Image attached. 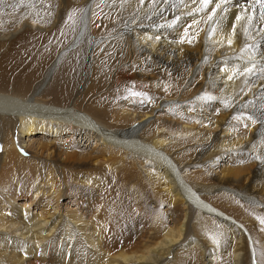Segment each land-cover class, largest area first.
Returning <instances> with one entry per match:
<instances>
[{
    "label": "bare ground",
    "instance_id": "bare-ground-1",
    "mask_svg": "<svg viewBox=\"0 0 264 264\" xmlns=\"http://www.w3.org/2000/svg\"><path fill=\"white\" fill-rule=\"evenodd\" d=\"M59 3L61 6L64 4L63 0H59ZM84 4L75 35L68 45L57 52L42 77L34 82L31 92L24 97L0 92V126L4 131L12 129V132L16 126L17 137L24 143L16 145V132H10V144L5 143L3 154L0 153V158H4L0 165V264H114L115 261L118 264H147L143 259L149 249L151 252L157 251L159 258H164V264H175L177 248H191L195 256L200 255L207 260L206 264L219 260L221 264H246L248 236L251 235L248 226L205 200L202 192L213 188L221 191L233 189L238 197H231L238 204L242 200L255 205L264 203V18L259 4L256 0H209L207 6L201 0H85ZM61 9L56 10L53 22L59 18ZM237 16L241 19L237 20ZM107 21H111V25ZM37 22L26 19L18 28L1 37L11 38L30 25L40 28ZM89 26L98 32L95 42L99 54L96 55L100 58L99 62L97 59L92 61L91 74L95 72L100 76L104 60L116 62L119 58H130L128 66L135 73L129 75L130 80L147 83L151 91L149 95L153 100L141 105L145 108L137 107L142 109H138L139 112L130 99L122 100L123 112L118 113L117 117H121V120L130 114L132 124L127 127L106 128L73 104L62 107L39 100L51 79L55 64L84 42ZM101 33L103 37H99ZM101 43L106 46L99 50ZM130 84H126L121 91L130 93ZM179 86L197 91L194 102L181 104L182 118L194 122L193 140L196 141L183 151L177 149V143L173 144L170 138L165 137L163 130L164 121L172 120L167 117V113L171 114L167 107L172 108L170 105L176 102L174 96L164 93ZM160 93H163V99L158 95ZM176 107L180 109V106ZM8 109L12 112L4 111ZM150 118L156 120L154 125L158 131L145 128L149 123L146 120ZM67 119L70 123L91 129L96 135L93 138L99 142L97 148L100 153L88 155L89 165L97 161H111L115 167H119L118 164H124L126 152L131 149L140 150L138 153L143 154L144 160L153 155L158 162L166 164L164 171L160 167L146 169L147 173L141 172V178L162 202L171 205V209L162 210L161 213L151 212L155 215L151 218L153 224L149 225L145 222L149 206L145 192L147 188L141 183L126 181L123 186L126 187L128 199H123L119 197L122 184L114 180L112 185L107 186L109 198L102 197L109 201L101 203L100 209H93L91 218H84L78 203L94 200L95 197L90 195L98 196L97 191L103 189L104 185L96 188L89 186L93 190H86L84 197L76 193L77 201L74 204L79 208L61 210V195L68 194V191L58 189L54 180L50 181L53 178L50 177L46 158L42 162L35 154L37 160L33 161L32 157L35 156L32 152L36 149L55 153L60 141L62 145L78 147L77 137L70 135L71 131L67 133L70 140L63 137L64 130L69 128L64 125ZM37 134L43 139L34 148L25 139L28 137L30 141ZM148 134L152 136L148 138ZM49 135L55 139L48 140ZM179 153L184 156L192 153L195 162L212 171L210 176L204 175L211 183L200 182L195 186L187 183L180 165L182 161L178 159ZM205 153L209 160H205ZM13 159L18 163L25 160L33 164L37 173L30 180L37 181L44 176L47 188L34 190V184L27 182L29 179L23 182L24 177L17 175L16 171H4L2 166ZM222 161L230 165H223ZM128 172L129 169L123 170L124 178ZM88 176L82 179L78 176V182H88L92 179ZM32 191L34 193H30ZM19 200L31 201L32 205L24 202L25 205L19 206ZM178 204L184 206L185 210L181 219L174 209ZM124 205L129 212L146 216L143 222L148 230L143 233V253L131 251L132 247L137 250L143 241L136 242V238H133L135 240L129 250L117 249L111 254L114 246L110 252L101 253L104 251L100 241L102 224L107 222L111 224L112 232L118 231L119 213ZM166 216H169V221H175V225L164 223L161 218ZM193 217H198L195 224L198 229H204L205 241L191 231L189 224ZM254 220L258 225L260 219L254 217ZM69 233L75 239L71 257L67 260L66 256L63 259V244L60 245V239L56 236L66 234L70 244ZM90 234H94L92 238ZM260 240L264 248L263 232L258 234L257 242L261 243ZM116 242L114 240V244ZM262 254L260 252L258 257L264 264ZM108 256L112 259H108ZM194 264L200 263L196 259Z\"/></svg>",
    "mask_w": 264,
    "mask_h": 264
},
{
    "label": "rangeland",
    "instance_id": "rangeland-1",
    "mask_svg": "<svg viewBox=\"0 0 264 264\" xmlns=\"http://www.w3.org/2000/svg\"><path fill=\"white\" fill-rule=\"evenodd\" d=\"M63 3L64 4H62L61 6L59 0H0V92L6 91L7 93H12L20 97H24L27 94H29L32 90L34 82H36L39 78L42 77V75L44 74L50 63L53 61L57 52L62 47L68 45L70 40L73 38L78 27L79 17L81 16L85 6L84 4L85 0H81V1L63 0ZM57 7L62 9L59 14V18L55 22H53L54 16L57 13L56 11L58 9ZM26 19L35 20L36 22L38 21L37 23L40 25L39 27L42 29L38 28V26L35 27L30 25L27 26L22 31L18 32L16 35H14L11 38L3 39V37H1L2 35H5L18 28L19 25L22 23V21ZM107 22L111 25V21H107ZM88 28L89 29L87 30L85 40L80 46L77 47L78 50L74 49L72 53L71 52L69 53L70 56L69 55L63 56L62 57L63 60L60 59V61L56 63L57 65L55 64V66L52 69L51 79L48 82L46 88L44 89L43 95L39 97V100L40 102H45L47 104H53L62 107H66L68 105L73 104L75 105L76 108L88 113L99 124H101L106 128L118 129V128L127 127L132 124L130 114L126 113L127 117H129L130 119L126 117L125 119L120 120L121 117H119V119L117 117L118 113L121 114L123 112L122 100H126L127 98L130 99L132 105L136 107L135 110L139 112V110L142 109L137 107H140L145 103L148 104L150 101L153 100V98H151L149 95L151 91L149 90L147 83H140L134 79L130 80L129 75L135 74L131 72L133 71V69L128 66V64L130 63L129 61L131 60L130 58L128 59L119 58L118 60H116V62L114 61L110 62L108 60H104V65L102 67L100 76H98L95 72L94 74H91V65L93 64L92 61H94V59H97L99 62L100 58L98 56L99 54L97 53L98 46L95 42L96 39L95 37H97L98 32H96L95 29L92 30L90 26ZM99 37H103V34L101 33ZM102 46H104L103 43H101V45L99 46V50H101L100 48H102ZM96 53L98 55H96ZM58 58L59 56H57L56 58L57 61ZM82 66L84 68H81ZM149 69L151 68L149 67ZM102 74L104 75L103 79H102ZM125 83L130 84V90H129L130 93H125L121 91L122 89L126 88ZM171 91L164 93V95L167 94L170 95V97L174 96L176 102L172 103L174 105H170L172 106V108L167 107L170 109L169 113H171V114L167 113V117L171 118L172 120L164 121L165 125L162 124L165 126L163 130L165 133V137L170 138L171 139L170 141H172L173 144L177 143L178 144L177 149L183 151V148L192 146L193 142L196 143V141L193 140L194 130L192 125L194 122L182 118L184 116V113L181 110V104H190L194 102L195 98L197 97L196 95L197 91L195 89L189 90V88H185L184 86L182 87L179 86L177 87L176 90L171 89ZM146 94H148L149 97ZM158 95H161L162 99L164 98L163 93H160ZM93 103H95L96 105H94ZM175 106H180V109L179 107L175 108ZM141 107L145 108V106H141ZM184 108L186 109L188 107H184ZM0 111H2V109H0ZM4 111L12 112L11 109ZM161 113H163V111ZM187 113L190 114L192 113V111H188ZM179 115L180 117H178ZM148 121L149 123L146 124L145 128L146 129L150 128V130H153L154 132L158 131V127L154 125L156 120L150 118L146 120V122ZM182 121L187 122L188 125H186V123ZM66 122L67 123H64V125L68 126L69 130L67 128L66 131L64 130L65 134L63 137L64 138L66 137L65 139L70 140L69 136L74 134L77 137L78 147L73 148V146L70 147V146H66L65 144L62 145V141H60L56 145V150H55L56 154L51 151L47 152L45 150L43 152L41 150L38 151L36 149H33L32 152L33 153L32 155L35 156L36 154V156L40 157L42 162L46 158L45 162H47L48 165L47 168L51 172L50 177L53 178L50 181L53 182L54 180L56 186L58 185L57 186L58 189L62 191L64 190V192L68 191V194L64 193L61 195L62 196L60 200L61 210L62 209L65 210V208H68L70 210L79 208L77 205L74 204L77 198V196H75L76 193L84 197L85 193H87L86 190H93L91 188H88L89 186L93 187L94 185V187L96 188V186L98 187L99 185L101 186L104 185L102 187L103 189L97 191L98 196L97 194L90 195V197L93 198L95 197L94 200L90 199L88 201L90 203L86 201L83 204L81 203V201H79L80 199L78 200L79 201L78 204L80 205L79 210L80 212L82 211L81 214L84 216V218L89 219L92 216L91 214L93 212V209L95 208L100 209L99 207L100 204L106 202L107 199L105 198H109L107 196L109 195V193L107 192V186L109 187V185H112V183H114L115 181H119L120 185L122 184L123 187L119 197L126 199L128 193L126 191V187L123 186V184H125L126 181L131 183L133 182L141 183L142 186L146 187L145 186L146 183H144L143 181L144 178L143 177L141 178L142 176L141 172L147 173L146 169L147 170L156 169L155 167H160L161 169H163V171L167 168L166 164L158 162L159 160L157 159V157H152L153 155H151V157L149 156L150 158L148 157L147 159L144 160L143 154L141 155V153H138L141 151L137 149H131V151H127L126 152L127 156L123 161L124 164H118L119 167H115V165H113L111 161L108 162L97 161L95 163L92 162V164L89 165L88 155L92 154L94 156L100 153L97 148L99 147V142L97 138H93L96 135L93 134V131L87 127L85 128L84 126L81 127L76 123H70L69 119H67ZM162 125L161 127H163ZM15 128L16 129H14V132H12V129L7 130L8 131L7 132L4 131L3 128L0 126V153L3 154L4 146L6 144L8 145L10 144L11 133L15 134V132L17 131L16 126ZM68 131H71L70 135L67 134ZM6 134L9 136H6ZM88 136H91V138H89ZM151 136L152 135L149 134L147 135L148 138H150ZM15 138L14 140L16 142L15 141L13 142H15L16 145L17 144L19 146L24 145V143H22V139H19V137H17V132ZM31 138L32 139L30 141H28V137H26L25 140L28 143L30 142V144L34 148L36 147V143L41 139H43V137L38 134L32 136ZM188 138L192 140H189ZM50 139L53 140L55 139V137H51V135H49L48 140ZM68 142L66 141V143ZM21 148L24 150L26 149L25 147H21ZM134 151H136V153ZM51 153L54 154V156H51L52 155ZM36 156L35 158L32 157L33 161L37 160ZM178 156H179L178 159L182 161L180 165L182 166V169H184L183 172L185 174L184 180L187 183H189L190 185L192 184V186L200 182L208 185L209 183H211L207 181L205 177L210 176L212 174V171L205 169V167H202L200 163L195 162L196 160L192 155V153L186 156L181 155V153H179ZM204 156H205L204 157L205 160L210 159L208 158L207 153H205ZM2 159L4 160V158L2 157L0 158V165H2L1 164ZM15 160L16 159H13L9 161L7 164L3 165L2 166L3 170L4 171L10 170L11 172L16 171L17 175L24 177V178L22 177L23 182L27 181L25 180L26 178L29 179L27 182L34 184L33 185L34 190H39L40 187L41 189L47 188L46 186L48 185L44 179V176H40L37 181L30 180L33 179V176L35 175V173H37L36 169L35 170L33 169L34 167L33 164L26 163L25 160L18 163V161L15 162ZM221 163H223V165H230V163H227V161H222ZM163 166L165 168H163ZM120 167H122L123 169H121ZM124 169L130 170V172L126 174L125 178H124L125 174L123 173ZM52 173L56 177H54ZM78 176L81 179L86 176L92 177V179H90L88 182L81 183L78 182L77 179ZM21 177L19 178L20 180H22ZM58 179H60L59 182ZM146 188L147 191L145 190L144 191L147 192V199L149 203L147 214L149 218L146 216L144 217L138 216L134 212H129L128 207L125 209L126 205H124V207H122L119 213V217L121 219L122 218L124 219L121 220L119 218L118 220V222L124 221V223L120 224L117 222L118 231L115 230V232L114 231L112 232L110 227L111 224L107 222L104 223L102 222L103 223L102 228L100 226L101 228L100 241L102 243V248L104 249V251L101 253L105 254L107 252H110L114 248V246L115 248L110 252L111 254L116 252L117 249L129 250V248L132 247L131 244L135 240L133 238H136L137 239L136 242L139 243H141L142 240L143 241L137 250H135L136 247H132L131 251L137 254L143 253V249H144L143 243L145 242L144 240L145 234L143 235V233L144 231L148 230L145 228L146 227L145 222H148L149 225H152L153 220L151 218L153 217V215H155V214L152 215L151 212L161 213L162 210L166 211L168 209H171V205H168L166 201L162 202L159 195L154 194L149 186ZM203 192H202V196L204 198L205 195L204 198L205 200L212 203L215 207L225 212H228L229 214L237 218L239 221H242L244 224H246V226H248L251 235L248 236L249 242L247 246L248 251L246 254V264H261L258 254L261 252V254L263 253L262 255H264V248L262 247L263 241L260 240L261 243H258L257 237L259 232H263L264 234V212H263L264 203L262 202L260 204L258 202L259 204L255 205V203L252 204V203H248L245 200H242V201H238L239 204H241L239 205L237 201L231 197V196L238 197L233 189L232 190L224 189L223 191H221V190H217L216 188H213L211 190L205 191L204 193ZM30 193H34V192L32 191ZM102 197H105L104 200ZM19 201H18L19 206H23L26 203L31 204V201L30 202L27 200L26 201L19 200ZM108 201L109 199L107 200V202ZM93 204L94 207L92 208ZM251 206L252 207L257 206V207L252 208ZM258 208L259 210L260 208L263 209L259 211ZM174 209L176 210L177 213L179 212L178 213L179 219L184 217V213H185L184 206L178 204L177 208L175 207ZM124 213L126 214L124 215ZM145 217L146 220L145 222H143V219ZM198 217L201 216L198 215ZM198 217H195V219L193 217L189 225L191 231L205 241L204 229L201 230L198 229L197 224H195L196 223L195 221H197ZM249 217L252 219H250ZM254 217L260 219L258 225L256 224ZM161 219L163 220L164 223H167L168 226L175 225L176 223L173 220L169 221V216L162 217ZM207 220H209V217ZM154 222L156 223V221ZM157 223L160 225L158 221ZM70 235L72 234L69 233V237L71 238L70 244H68L69 240L66 234L63 235L59 234V236H56L58 239H60L59 240L60 245L63 244V248H62L63 257L66 256L67 260L70 259L71 257L70 255L72 253L73 240L75 239L74 235L73 237H71ZM93 235L94 234H90L89 236L92 238ZM114 240L117 241L116 244H114ZM191 250H192L191 248L184 250L177 248V250L175 251L176 260H177L175 264H194V261H196V259L199 261L200 264H206L207 260L206 261L203 260V258L200 257V255L195 256V251L193 252V250L192 251ZM157 253H158L157 251L151 252L149 249L147 252L144 253L143 261L146 262L147 264H164V258L160 259ZM66 258L64 257L63 259ZM109 258L112 259L110 256H108V259ZM114 264H118L117 261H115ZM213 264H221V263L219 260L213 262Z\"/></svg>",
    "mask_w": 264,
    "mask_h": 264
},
{
    "label": "snow or ice",
    "instance_id": "snow-or-ice-1",
    "mask_svg": "<svg viewBox=\"0 0 264 264\" xmlns=\"http://www.w3.org/2000/svg\"><path fill=\"white\" fill-rule=\"evenodd\" d=\"M201 3L203 5H205V6H207V4L209 3V0H201ZM256 3L259 4L260 9H261V16H262V18H264V0H256ZM216 7L219 8L220 5L217 4ZM212 11L215 12V9H213ZM236 19L237 20H240L241 17L240 16H237ZM249 19H251V17H249ZM228 42L231 43V40L229 39Z\"/></svg>",
    "mask_w": 264,
    "mask_h": 264
}]
</instances>
